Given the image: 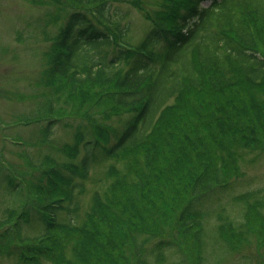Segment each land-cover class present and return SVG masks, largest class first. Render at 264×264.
Returning <instances> with one entry per match:
<instances>
[{
	"label": "trees",
	"instance_id": "16d2710c",
	"mask_svg": "<svg viewBox=\"0 0 264 264\" xmlns=\"http://www.w3.org/2000/svg\"><path fill=\"white\" fill-rule=\"evenodd\" d=\"M53 1L70 8L44 53L41 79L56 89L41 116L46 134L57 122L47 117L54 102L84 109L76 114L95 140L77 131L66 149L76 157L83 144L86 153L70 171L83 177L108 165L110 184L81 224L60 221L59 211L74 210L77 186L59 183L61 165L44 170L29 194L32 206L8 209L0 221V253L20 264H157L180 248L169 237L175 227L193 238L191 262L201 264L211 193L238 177L240 151L264 148V0H163L143 11L150 27L136 44L128 24L113 18H123L112 5L124 0ZM96 115L129 119L110 143L111 130ZM238 199L243 221L222 223L219 238L232 253L250 244L261 253L264 189ZM25 227L37 236L25 238Z\"/></svg>",
	"mask_w": 264,
	"mask_h": 264
},
{
	"label": "rangeland",
	"instance_id": "374dc122",
	"mask_svg": "<svg viewBox=\"0 0 264 264\" xmlns=\"http://www.w3.org/2000/svg\"><path fill=\"white\" fill-rule=\"evenodd\" d=\"M132 1H115L112 12L117 9L123 16L113 18L121 26L128 24L127 39L136 44L150 27L143 11L157 10L163 0ZM69 8L53 0H0V221L8 209L20 213L25 206H32L29 200H34L35 195L31 197L29 194L37 184L36 177L44 170H54L56 164L57 169L63 166L62 172L56 171L59 183L73 179L71 185L77 186L69 204L74 210L59 211L57 217L60 221L81 224L95 193L103 192L110 184L108 165L94 166L83 177L70 171L79 165L86 152L82 144L76 157H69L72 154L66 146L75 145L76 132L81 129L87 139L95 140L88 121L76 114L84 109H77L66 100L54 102L55 108H49L47 114L48 118L57 120L50 134H46L47 119L41 117L56 96L55 87L45 85L41 79L45 68L44 53L51 46V39ZM96 116L98 124L103 123L111 130L110 143L114 140L113 130H121L129 119V115L114 116L109 120ZM115 165L119 166L118 163ZM238 165V177L229 186L217 188L211 193V202L203 219L205 249L201 264H264V248L258 253L256 245L250 244L232 253L219 238L220 224L226 221L239 224L243 221L246 209L237 198L247 192L264 189V148L240 151ZM7 175L15 181V185H21V192L20 187L14 190ZM166 197L171 203L176 200L169 190ZM159 209L161 214H166L160 204ZM25 229V238L38 234L37 229ZM169 237L179 243L181 250L167 249L166 259L161 257L157 264H194L191 262L194 261L193 238L182 235L175 227L170 229ZM156 241H150L147 250ZM0 264L20 263L16 256L0 253Z\"/></svg>",
	"mask_w": 264,
	"mask_h": 264
}]
</instances>
